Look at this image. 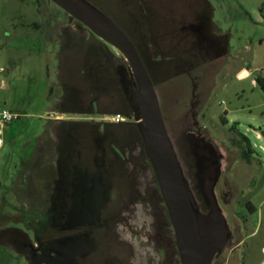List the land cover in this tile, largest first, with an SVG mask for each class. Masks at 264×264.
<instances>
[{
    "label": "rangeland",
    "instance_id": "1",
    "mask_svg": "<svg viewBox=\"0 0 264 264\" xmlns=\"http://www.w3.org/2000/svg\"><path fill=\"white\" fill-rule=\"evenodd\" d=\"M85 1L137 41L200 212L209 203L195 138L220 155L218 178L209 180L234 243H242L228 244L212 264H261L264 90L257 78L264 79V0ZM68 19L50 0H0V107L18 115L6 127L0 153V264H180L165 205L153 198L159 190L142 160L138 125L103 129L97 127L102 116L79 121L92 112L136 114L121 89V68L124 79L133 78L129 65L117 49ZM98 64L109 82L107 76L96 80ZM56 117L76 118L72 172L81 177L83 164L96 171V154H104L99 162L109 171L106 185L81 181L75 202L70 186L58 180L66 178L59 133L53 122L45 129ZM238 132L250 140L249 158ZM253 203L256 222L247 228L241 215L252 212ZM72 207L79 216L61 232L60 212Z\"/></svg>",
    "mask_w": 264,
    "mask_h": 264
},
{
    "label": "water",
    "instance_id": "2",
    "mask_svg": "<svg viewBox=\"0 0 264 264\" xmlns=\"http://www.w3.org/2000/svg\"><path fill=\"white\" fill-rule=\"evenodd\" d=\"M50 1L117 49L128 63L135 82L130 104L137 112L134 118L143 150L166 208L180 264H212L214 257L225 248L229 233L214 193V182L208 178L204 187L209 210L198 211L169 137L155 86L137 49V41L85 0Z\"/></svg>",
    "mask_w": 264,
    "mask_h": 264
},
{
    "label": "flooded vegetation",
    "instance_id": "3",
    "mask_svg": "<svg viewBox=\"0 0 264 264\" xmlns=\"http://www.w3.org/2000/svg\"><path fill=\"white\" fill-rule=\"evenodd\" d=\"M68 16H69V14H68ZM72 20L73 21H77L74 18L69 16L68 22H70ZM77 22H79V21H77ZM107 45H109V44H107ZM105 49L108 50V53H106V55H107V59H109L110 58L109 57L110 48H108L106 46ZM102 52L105 53V51H103V50H102ZM105 64H106V61L104 62V65ZM104 65H99L98 64L96 67L92 68V70H95V72H94L95 74L94 75L96 76V80L99 79L98 77H101V79H103V81H106V76H107V80L109 79L108 72H106ZM120 73H121L120 74L121 89L124 91V95L126 97H128L129 99H131L132 91L135 88L134 79L133 78H130V80L124 79V74L126 73L124 67L120 69ZM109 80H108V82H109ZM92 106L95 107V101L94 100H92ZM105 113H107V112H97V113L96 112H92V113L88 114L87 116H85L84 117L85 119H82V120L79 119V121H85L86 120V122L89 124V122L93 123L95 121V116H97V117H101L102 116L100 118L101 120L97 121L98 122L97 123V127H101L103 129L106 126H113V127L121 128L123 126H126V124L127 125L133 124V126H135V124H137V122L135 120H131L137 115V113L133 117H132V115H126L128 119L124 120V121H119V122L111 121L109 119L110 117L108 115H105ZM75 119L76 118H74V117L73 118L72 117L50 118L48 120V123H47L46 127H45V129L48 128L49 127V122H53L52 128H56L58 133H59V137H60L59 141H60V146H61L60 147L61 149H59V152L61 154V157H60L61 158L60 159L61 162H59V164H60V168H61V175H63V172L66 171V173H65L66 178H61L60 177L58 179L59 183H63V182L66 181L65 185H69V186H73V187L79 185V183H81V181H83V185H85V184L97 185V186L106 185V180H108V178H109V171H108L107 167L105 166V164L103 163V161L99 162V160L104 158V154L102 155L101 158L98 157L99 155H97V154L95 155V157L93 155V163H94V161L98 163L97 170L94 171V172L92 170H90L87 166H84V164H83L82 168H80L81 169L80 171L82 172L81 174H83L81 176V177H83V180L81 179V177L78 176L79 174L78 175H77V173L75 174L70 169L68 156L70 154V151H69V149H70V139L72 138V123L76 121ZM195 142H196V145H197L196 147L198 148V149L195 150V152L197 153V155H200L202 157V160H203L202 161V165L204 167V171H203V174H202V181H203V186L205 187V184L207 183L208 178H211V174L212 173H213V177H214L215 170H216V168L219 167L220 155L215 151V149H211V147L206 145L204 143V139L203 138L197 136L195 138ZM140 149L144 153L143 145H142V148H140ZM144 158H145V160H148L145 157V153L143 154L142 160ZM215 178L217 180L218 175L215 174ZM155 181H156V179H155ZM158 190H159V188H158ZM70 195H71V199L74 200V202H75L76 199H75L74 193L71 192ZM153 198L155 199V201L161 200L160 193L158 194V192H157V195L154 196ZM74 202H73V204H74ZM72 209H73V207H72ZM74 209H73V211L67 210L65 212H62V211L60 212L59 216L61 218V224L56 226L59 229V231L66 232V231H69L68 229H72L74 227V225H75V224H73L75 222L74 218L79 216L78 213H77L78 211H76V210L74 211ZM64 219H66V221H65V223H62V221ZM71 233H78V231H74V232H71ZM229 239L231 240L230 242H229ZM241 243H242L241 240H237L234 243L233 235L229 231L227 242H226V246L228 244H230L231 246L233 245L232 248L234 249V248H237ZM174 245H175V242H174ZM219 253H221V252H219ZM219 253L217 255H219ZM217 255L214 257V259L217 257Z\"/></svg>",
    "mask_w": 264,
    "mask_h": 264
},
{
    "label": "built area",
    "instance_id": "4",
    "mask_svg": "<svg viewBox=\"0 0 264 264\" xmlns=\"http://www.w3.org/2000/svg\"><path fill=\"white\" fill-rule=\"evenodd\" d=\"M17 117H18V115L16 113L12 112L10 109H8L6 107H0V153H1V150H2V148L4 146V142H5L6 127L8 124H10L12 122L13 119H16ZM109 119L113 122H119V121L127 120L128 118L126 115H123L121 113H116V114L110 115ZM255 206L256 205L254 204L252 212H250V210H249V211H247L246 214L241 215V218L244 221L245 226H247V228H250L256 222L255 219L252 217V215L256 213Z\"/></svg>",
    "mask_w": 264,
    "mask_h": 264
},
{
    "label": "trees",
    "instance_id": "5",
    "mask_svg": "<svg viewBox=\"0 0 264 264\" xmlns=\"http://www.w3.org/2000/svg\"><path fill=\"white\" fill-rule=\"evenodd\" d=\"M129 34V33H128ZM130 35V34H129ZM131 37V36H130ZM131 39H132V37H131ZM137 46V49H138V51H139V53L141 54V51H140V48H139V45L137 44L136 45ZM141 56H142V54H141ZM142 60L144 61V58H143V56H142ZM144 63H145V61H144ZM145 65H146V63H145ZM146 67H147V65H146ZM148 69V68H147ZM151 77V76H150ZM151 79H152V77H151ZM257 82H258V84L261 86V88L264 90V79L263 78H257ZM135 110V109H134ZM135 112H136V110H135ZM137 113V112H136ZM230 129L232 130V131H236V128L235 127H230ZM239 133V135L241 136V140H239V143H238V145L241 147V152H242V155L244 156V157H246V158H249L250 157V154H251V152H252V147H251V144H250V140L248 139V137L246 136V135H244V133H241V132H238ZM139 134H140V132H139ZM141 136V135H140ZM142 139V138H141ZM142 145H143V142H142ZM79 185H77V186H75V187H72V186H70V190L72 191V189H75V192L74 191H72L73 193H74V195H75V199H77L78 200V197L80 198L81 197V193L80 194H78V187ZM84 186H87V187H92V186H97V185H89V184H85ZM71 191H70V194H71ZM78 191V192H77ZM81 191V190H80ZM81 199V198H80ZM42 231H44V229L42 230Z\"/></svg>",
    "mask_w": 264,
    "mask_h": 264
},
{
    "label": "crops",
    "instance_id": "6",
    "mask_svg": "<svg viewBox=\"0 0 264 264\" xmlns=\"http://www.w3.org/2000/svg\"><path fill=\"white\" fill-rule=\"evenodd\" d=\"M255 208H256V212H257V207L255 206ZM261 264H264V259H263V261H262V263Z\"/></svg>",
    "mask_w": 264,
    "mask_h": 264
}]
</instances>
